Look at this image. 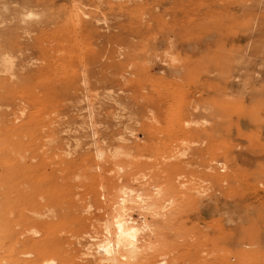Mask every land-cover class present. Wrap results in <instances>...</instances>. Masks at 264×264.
<instances>
[{"label": "rangeland", "instance_id": "rangeland-1", "mask_svg": "<svg viewBox=\"0 0 264 264\" xmlns=\"http://www.w3.org/2000/svg\"><path fill=\"white\" fill-rule=\"evenodd\" d=\"M119 185L171 200L135 264H264V0H0V264H101Z\"/></svg>", "mask_w": 264, "mask_h": 264}, {"label": "bare ground", "instance_id": "bare-ground-1", "mask_svg": "<svg viewBox=\"0 0 264 264\" xmlns=\"http://www.w3.org/2000/svg\"><path fill=\"white\" fill-rule=\"evenodd\" d=\"M231 5H224L229 7ZM221 7V6H220ZM86 13H84L85 15ZM39 17V14L33 10H29L22 14V22H30ZM78 25L83 26L85 22L83 18H79ZM102 21V20H98ZM104 21V20H103ZM84 28V27H82ZM98 36L101 41L108 43L112 38L118 37L115 33L101 34ZM174 60V59H172ZM2 62L6 72L12 68V59L9 56H3ZM76 70L71 77H75ZM34 74V73H32ZM30 75L21 80L22 83L30 81ZM81 81L86 84V75L83 74ZM6 93L9 95L13 93V86L15 82H2ZM61 89L53 88L55 91H67L70 82L64 80ZM43 94H49V88H42ZM54 93V92H53ZM91 116V115H90ZM122 155H127L121 151L120 148H115L112 151V158L116 159ZM97 160L101 161L105 152L102 149H97L95 154ZM120 169V168H117ZM147 183V182H146ZM164 200V199H163ZM161 199V191L155 190L154 194H148L140 188H128L127 186H114V190L110 195L109 202L106 205V213L97 220L96 225L92 224L94 233L90 234L84 245L83 254L94 258L101 264H135L138 259L147 256L148 252L155 251L158 248L157 240L146 238V235H155L156 227L149 222V218L163 217L162 212L171 200ZM135 216H138L136 218ZM95 227V228H94ZM91 233V232H90ZM152 237V236H151ZM52 260L44 264H51Z\"/></svg>", "mask_w": 264, "mask_h": 264}]
</instances>
